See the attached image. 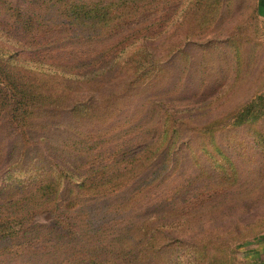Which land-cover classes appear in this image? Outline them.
<instances>
[{
    "label": "trees",
    "instance_id": "trees-1",
    "mask_svg": "<svg viewBox=\"0 0 264 264\" xmlns=\"http://www.w3.org/2000/svg\"><path fill=\"white\" fill-rule=\"evenodd\" d=\"M161 1L165 0H0V257L19 251L23 252L21 255L35 257V248L59 247L58 255L44 254L41 257L44 260H31L28 264H226L229 248L225 233L195 226L204 205L197 210L186 207L178 214L171 211L161 217L157 216L159 213L141 215L122 230L110 233L105 228L101 234L107 237L96 242L93 239L96 222L105 219L106 214H120L124 204L111 206L115 210L110 211L96 208L81 211L77 207L82 201L72 202L69 196L82 194L92 200L107 197L114 191L112 187L119 188L146 168L149 170L157 153L165 154V149L172 145L171 132H180L183 125L177 116L180 112L159 108V114L153 115L157 118L153 129L143 134L142 139L149 141L144 149L121 159L123 166L111 167L105 174L94 176L89 167L86 171L89 176L84 177L82 170L87 162L82 159L74 165L67 162L74 153L91 148L97 132L90 133V139L86 132H76L77 128L72 126L69 131H74L70 133L52 134L58 143L56 153L50 156L53 159L42 147L36 152L30 150L36 136L39 143L48 141L42 134L52 127L67 130L68 123H62L64 112L68 122L76 127L82 123L103 125L104 132L111 130L112 136L118 138L121 130L111 126L126 109V102L139 101L140 92L147 90L160 72L155 65L154 48L146 45L161 33L158 20L120 39L113 46L116 51L108 55L109 49L100 54L101 60L96 55L82 60V54L66 61L52 58L53 51L44 50L46 43L42 42L61 35L76 37L79 42L115 37L121 32L116 33L117 30L143 13H162ZM199 9L188 5L182 8L186 26ZM52 25H55L52 31L68 30L52 36L49 30ZM175 32L174 28L172 34ZM189 34L186 31L181 40L193 37ZM179 47V44L170 46L171 55H182ZM97 82L99 88H105V83L119 87L113 94L109 91L102 103L96 101L101 94L97 86L85 97L84 93L78 94L82 86L92 87ZM263 95L238 112L239 122L249 121L250 116V121L258 120L264 115ZM142 111V108L136 111L133 117L140 119ZM166 154L168 158L169 150ZM70 181L76 183L66 188L68 198H65L63 188ZM70 207L73 208L68 217L70 224L60 229L56 222L51 228L31 222L37 213Z\"/></svg>",
    "mask_w": 264,
    "mask_h": 264
},
{
    "label": "rangeland",
    "instance_id": "rangeland-1",
    "mask_svg": "<svg viewBox=\"0 0 264 264\" xmlns=\"http://www.w3.org/2000/svg\"><path fill=\"white\" fill-rule=\"evenodd\" d=\"M160 4L162 13L145 12L130 21V25L116 31H121L120 34L109 39L100 38L98 42L81 39L79 42L76 37L61 35L42 42L46 43L44 50L53 51L52 58L66 61L82 54V60L95 55L101 60L100 54L109 49L108 55L116 51L113 46L120 39L141 30L148 22L158 20L161 33L146 45L154 48L155 65L160 72L157 80L140 92L142 98L139 101L136 100L135 104L132 100L126 102V109L111 126L121 130L118 138L112 136L111 130L104 132L103 125L96 127L93 123H82L76 127L68 122V115L64 112L62 123H68L67 130L52 127L47 134H42L48 141L39 143V136H36L30 150L36 152L42 147L48 157L54 155L58 143L52 134L70 133L74 130L69 129L74 126L76 132H86L90 139L94 138L91 140L94 145L70 156L80 158L76 161L66 157L67 162L73 165L81 159L87 162L82 170L84 177L89 176L86 172L89 167H92L94 176L105 174L111 167L123 166L121 159L139 154L144 149L149 141L146 143L142 139L143 134L153 129L157 122L153 115L159 114V108L180 112L177 116L183 125L180 132H171L174 135L172 145L165 149V154L169 150L168 158L167 154L158 152L149 170L146 168L147 171L143 170L119 188L112 187L114 191L107 197L92 200L82 194H72L69 195L74 200L72 202L82 201L77 209L89 212L95 208L115 210L111 206L124 204L120 214H106L105 219L96 222L93 227L96 242L107 237L102 235L105 228L110 233L122 230L141 215L159 213L157 216L161 217L171 211L178 214L186 207L197 210L204 205L205 208L199 210L202 214L195 226L200 230L225 233L229 248L226 264H264V115L254 121H250L252 116L248 117L249 121H238V112L264 94V13L260 1L165 0ZM187 5L200 9L186 26L187 17L181 10ZM53 28L55 25L49 30ZM129 28L131 30L127 32ZM174 28L176 32L172 34ZM67 30L58 28L51 30L50 34L55 36L57 32L66 33ZM186 31L193 37L181 40ZM176 44H179L182 55L173 56L169 52L170 46ZM98 84L84 85L78 94L84 93L85 97ZM117 86L105 83V88L98 87L101 94L96 101H105L109 91L113 94ZM141 108L140 119L134 118ZM92 132L97 134L91 138ZM75 183L70 181L69 185H64L63 197L68 198L65 190L74 187ZM159 205L162 208H157ZM72 209L37 213L31 217V222L47 228L56 222L60 229V226L70 224L68 217ZM58 251L59 247H38L33 251L37 252L35 257L21 255L22 251L7 253L1 255L0 264H28L31 260L39 261L44 254L58 255Z\"/></svg>",
    "mask_w": 264,
    "mask_h": 264
},
{
    "label": "crops",
    "instance_id": "crops-1",
    "mask_svg": "<svg viewBox=\"0 0 264 264\" xmlns=\"http://www.w3.org/2000/svg\"><path fill=\"white\" fill-rule=\"evenodd\" d=\"M260 1V9L263 10V13H264V0H259Z\"/></svg>",
    "mask_w": 264,
    "mask_h": 264
}]
</instances>
